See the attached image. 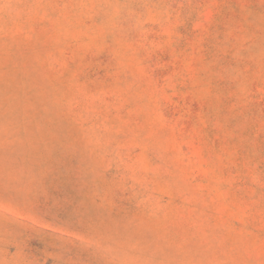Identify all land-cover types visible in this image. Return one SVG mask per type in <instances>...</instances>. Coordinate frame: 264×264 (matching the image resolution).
<instances>
[{
  "label": "rangeland",
  "instance_id": "1",
  "mask_svg": "<svg viewBox=\"0 0 264 264\" xmlns=\"http://www.w3.org/2000/svg\"><path fill=\"white\" fill-rule=\"evenodd\" d=\"M0 264H264V0H0Z\"/></svg>",
  "mask_w": 264,
  "mask_h": 264
}]
</instances>
